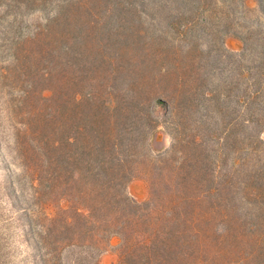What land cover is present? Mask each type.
Wrapping results in <instances>:
<instances>
[{
  "label": "trees",
  "instance_id": "obj_1",
  "mask_svg": "<svg viewBox=\"0 0 264 264\" xmlns=\"http://www.w3.org/2000/svg\"><path fill=\"white\" fill-rule=\"evenodd\" d=\"M143 5L175 39L142 28ZM16 6L31 18L0 42V185L27 260L99 264L116 238L114 264H264V0ZM209 8L224 48L198 42Z\"/></svg>",
  "mask_w": 264,
  "mask_h": 264
},
{
  "label": "rangeland",
  "instance_id": "obj_2",
  "mask_svg": "<svg viewBox=\"0 0 264 264\" xmlns=\"http://www.w3.org/2000/svg\"><path fill=\"white\" fill-rule=\"evenodd\" d=\"M137 10L139 11L138 13L141 20L143 21L141 24L143 29L147 28V30L150 31H160L174 38V35L176 34L170 31L164 18V13H166V11H157L150 5L138 6ZM210 11L211 9L209 8L204 14H196V17L199 21L197 24L198 42L203 45L213 42L216 47L222 45L224 48V38L222 35L212 40V37L206 32L208 24H206L204 17ZM21 18L27 19L29 21L31 18V11L24 9L23 7H17L16 0H0V42H2V35L4 31H7L10 36L12 35V37L13 35H17V26L20 25ZM25 23L27 24L26 21ZM6 24L9 25V30L5 29ZM221 65H223V63L219 62V66ZM218 78L219 77L217 76V79ZM169 142L170 141L167 136L162 134L158 141L155 142V145L158 148H164L169 146ZM10 166L12 171H16L14 165ZM127 193L136 202L140 204L143 203L148 197V182L146 178L136 177L132 179L127 185ZM13 217L14 216H12L10 204L5 203L3 198V189L0 185V243H4V250L7 252V257L2 258L1 262L2 264H31V262L26 258L28 248H26L25 244L21 242L17 231V223L14 221ZM118 246L119 241L116 238H112L108 243L107 249L100 256L99 264H114L118 257Z\"/></svg>",
  "mask_w": 264,
  "mask_h": 264
}]
</instances>
